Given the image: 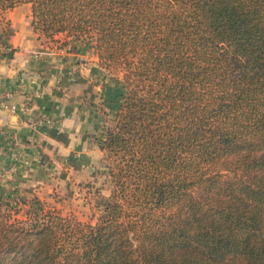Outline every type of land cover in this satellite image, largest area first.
<instances>
[{"label": "trees", "instance_id": "trees-1", "mask_svg": "<svg viewBox=\"0 0 264 264\" xmlns=\"http://www.w3.org/2000/svg\"><path fill=\"white\" fill-rule=\"evenodd\" d=\"M23 5L38 35H95L126 93L97 222L0 205V264H264V0H0V14Z\"/></svg>", "mask_w": 264, "mask_h": 264}, {"label": "crops", "instance_id": "crops-1", "mask_svg": "<svg viewBox=\"0 0 264 264\" xmlns=\"http://www.w3.org/2000/svg\"><path fill=\"white\" fill-rule=\"evenodd\" d=\"M32 22L31 5L0 14V43L9 49L0 52V189L13 196L56 189L61 177L81 181L106 172L100 141L125 93L100 67L95 35L48 38ZM43 115L52 123L33 127Z\"/></svg>", "mask_w": 264, "mask_h": 264}, {"label": "rangeland", "instance_id": "rangeland-1", "mask_svg": "<svg viewBox=\"0 0 264 264\" xmlns=\"http://www.w3.org/2000/svg\"><path fill=\"white\" fill-rule=\"evenodd\" d=\"M110 75L117 83L123 85L121 77ZM112 188L108 168L106 172L100 171L93 179L80 181L73 177L70 180L61 177L59 183H56V189H27L33 196H13L9 194L11 189H0V205H3L2 213L9 216L12 221L25 220L27 216L39 213L43 209L56 210L63 217L94 225L105 201L111 195Z\"/></svg>", "mask_w": 264, "mask_h": 264}, {"label": "built area", "instance_id": "built-area-1", "mask_svg": "<svg viewBox=\"0 0 264 264\" xmlns=\"http://www.w3.org/2000/svg\"><path fill=\"white\" fill-rule=\"evenodd\" d=\"M0 52H3L4 54H7V53L9 52V49H8L6 46H4L2 43H0ZM4 96H5L4 99L8 97L7 94L4 95ZM10 110H11L13 113H15L18 109H17L16 106H11V107H10ZM51 123H52L51 118H50L49 116H45V115H43V116H37V117H35V119H33V120L31 121V125H32L33 127H36V128H37V127L48 126V125H50ZM10 141H11V140H10ZM10 170H11V169L6 170V173H9Z\"/></svg>", "mask_w": 264, "mask_h": 264}]
</instances>
